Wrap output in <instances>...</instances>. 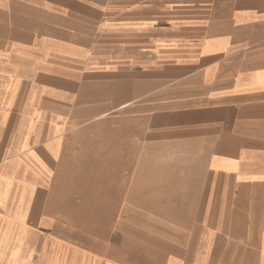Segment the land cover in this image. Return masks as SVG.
Listing matches in <instances>:
<instances>
[{"label":"crops","instance_id":"crops-1","mask_svg":"<svg viewBox=\"0 0 264 264\" xmlns=\"http://www.w3.org/2000/svg\"><path fill=\"white\" fill-rule=\"evenodd\" d=\"M0 264H264V0H0Z\"/></svg>","mask_w":264,"mask_h":264},{"label":"rangeland","instance_id":"rangeland-1","mask_svg":"<svg viewBox=\"0 0 264 264\" xmlns=\"http://www.w3.org/2000/svg\"><path fill=\"white\" fill-rule=\"evenodd\" d=\"M130 68V71H132L133 73V77H135L137 74H134V72L138 71V63L137 62H133V64H129L128 66ZM123 72V71H122ZM126 75L119 73V75H117V82H116V87H117V97H116V103H118L117 105V110H114L112 112H109V110L111 109V106L109 105V103L107 102L108 99H105L104 97H102L101 100V114H97V115H91V116H86V122L87 121H110V120H117V119H126L127 116V112H126V99H125V87H124V77ZM138 80L133 79L132 81V87H133V93H134V97H133V102H134V114L140 115V102H139V97L135 96L136 91L139 89V86H137ZM107 85V84H105ZM103 92H105L102 89V94ZM117 118V119H116ZM72 122H76V121H72Z\"/></svg>","mask_w":264,"mask_h":264}]
</instances>
